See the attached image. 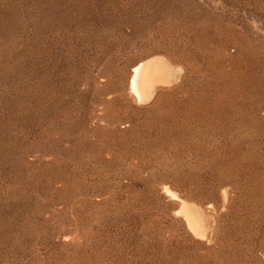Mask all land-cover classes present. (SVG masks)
Segmentation results:
<instances>
[{"label":"rangeland","instance_id":"1","mask_svg":"<svg viewBox=\"0 0 264 264\" xmlns=\"http://www.w3.org/2000/svg\"><path fill=\"white\" fill-rule=\"evenodd\" d=\"M0 264H264V0H0Z\"/></svg>","mask_w":264,"mask_h":264},{"label":"bare ground","instance_id":"2","mask_svg":"<svg viewBox=\"0 0 264 264\" xmlns=\"http://www.w3.org/2000/svg\"><path fill=\"white\" fill-rule=\"evenodd\" d=\"M183 73L182 66L176 65L166 57L149 58L132 68L130 95L139 105L149 104L160 90L176 85ZM163 192L170 200L179 203V209L175 214L185 219L193 235L202 240L209 239L214 230V215L208 209L184 200L169 186H163ZM229 196V189H224L222 192L224 205L228 203Z\"/></svg>","mask_w":264,"mask_h":264},{"label":"water","instance_id":"3","mask_svg":"<svg viewBox=\"0 0 264 264\" xmlns=\"http://www.w3.org/2000/svg\"><path fill=\"white\" fill-rule=\"evenodd\" d=\"M178 209H179V206H178Z\"/></svg>","mask_w":264,"mask_h":264}]
</instances>
